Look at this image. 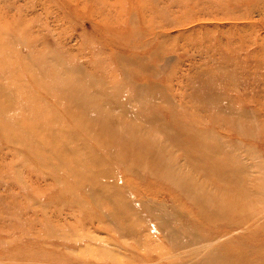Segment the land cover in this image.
Returning <instances> with one entry per match:
<instances>
[{
	"label": "rangeland",
	"instance_id": "1",
	"mask_svg": "<svg viewBox=\"0 0 264 264\" xmlns=\"http://www.w3.org/2000/svg\"><path fill=\"white\" fill-rule=\"evenodd\" d=\"M0 264H264V0H0Z\"/></svg>",
	"mask_w": 264,
	"mask_h": 264
}]
</instances>
